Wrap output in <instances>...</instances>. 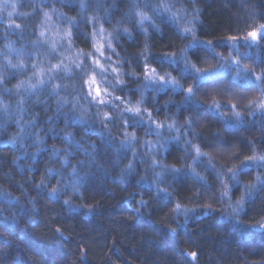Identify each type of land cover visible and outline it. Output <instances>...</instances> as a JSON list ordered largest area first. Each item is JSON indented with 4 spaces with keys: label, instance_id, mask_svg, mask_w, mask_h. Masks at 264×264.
<instances>
[{
    "label": "clouds",
    "instance_id": "1",
    "mask_svg": "<svg viewBox=\"0 0 264 264\" xmlns=\"http://www.w3.org/2000/svg\"><path fill=\"white\" fill-rule=\"evenodd\" d=\"M209 3L0 0V264H93L115 212L103 264H264V0Z\"/></svg>",
    "mask_w": 264,
    "mask_h": 264
},
{
    "label": "trees",
    "instance_id": "2",
    "mask_svg": "<svg viewBox=\"0 0 264 264\" xmlns=\"http://www.w3.org/2000/svg\"><path fill=\"white\" fill-rule=\"evenodd\" d=\"M209 13L208 22L211 24H216L219 22V18L216 15L215 6L211 4V0L209 6L207 8ZM167 51V49H165ZM128 213L115 212L113 213V217L111 220L112 226H109L108 222H102V228L93 231L91 234H85L86 239H90V242L96 246L97 251L99 253L97 260L93 261V264H103L104 253H107L109 256L113 255V251L110 249V245L113 243V238H116V243L119 245L120 241H124L126 238L132 241H136L139 239V232L142 230L137 226L131 219H128L127 222L124 220H119L120 216L127 217ZM103 229H107L104 231ZM129 248H125L124 256L128 258L129 261L132 260L131 256H135V250L131 249V246L128 245ZM121 252L124 251L123 247H121ZM130 255V256H129ZM119 260L120 257H114ZM250 259L259 260L261 257H250Z\"/></svg>",
    "mask_w": 264,
    "mask_h": 264
},
{
    "label": "snow or ice",
    "instance_id": "3",
    "mask_svg": "<svg viewBox=\"0 0 264 264\" xmlns=\"http://www.w3.org/2000/svg\"><path fill=\"white\" fill-rule=\"evenodd\" d=\"M248 35H249L250 37H255V36L257 35V33H256V32H249ZM227 38L230 39V40H235V39H236V37H234V36H229V37H227ZM198 70H199V69H197V71H198ZM145 71H146V73L151 74V73H154L156 70H155V69H149V68L146 66ZM256 78H257V79L264 80V74H257V77H256ZM159 79H160V80H164V77H163V76H159ZM233 79H234V80H238V79H240V73H239V71H238L237 74L233 77ZM187 91L191 92V88L187 89ZM214 99H215V98H214ZM216 103L218 104L219 102L216 101ZM249 103H252V101H249ZM231 106H232L233 108L236 107L235 104H232ZM259 106H260L261 108H264V101H261L260 104H259ZM262 159H264V157H262ZM179 207H180V206L177 205V208H179ZM191 254H192L193 256L195 255V253H191Z\"/></svg>",
    "mask_w": 264,
    "mask_h": 264
},
{
    "label": "rangeland",
    "instance_id": "4",
    "mask_svg": "<svg viewBox=\"0 0 264 264\" xmlns=\"http://www.w3.org/2000/svg\"><path fill=\"white\" fill-rule=\"evenodd\" d=\"M193 67H195V65ZM158 75H161V74L158 73ZM221 75H225V76L228 75V69L225 68L224 71L221 73ZM233 75L235 76V73H233Z\"/></svg>",
    "mask_w": 264,
    "mask_h": 264
}]
</instances>
